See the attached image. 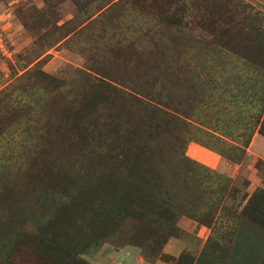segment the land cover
<instances>
[{"label": "rangeland", "instance_id": "374dc122", "mask_svg": "<svg viewBox=\"0 0 264 264\" xmlns=\"http://www.w3.org/2000/svg\"><path fill=\"white\" fill-rule=\"evenodd\" d=\"M0 264H264V0H0Z\"/></svg>", "mask_w": 264, "mask_h": 264}, {"label": "crops", "instance_id": "0c3cea01", "mask_svg": "<svg viewBox=\"0 0 264 264\" xmlns=\"http://www.w3.org/2000/svg\"><path fill=\"white\" fill-rule=\"evenodd\" d=\"M201 159H203V161L205 162H210V164L213 165L217 169L219 168L223 170L225 166H227L224 158H222L220 155L214 154L213 151L205 152V154L202 156ZM197 229L200 230L199 235H205V230L203 229V227H199Z\"/></svg>", "mask_w": 264, "mask_h": 264}]
</instances>
